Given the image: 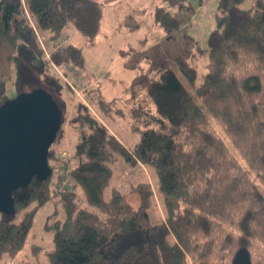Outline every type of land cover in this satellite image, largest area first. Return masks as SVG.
<instances>
[{"label": "trees", "instance_id": "trees-1", "mask_svg": "<svg viewBox=\"0 0 264 264\" xmlns=\"http://www.w3.org/2000/svg\"><path fill=\"white\" fill-rule=\"evenodd\" d=\"M107 1L0 0V58L4 54L14 64L16 95L43 89L62 111L49 149L51 174L34 175L14 188L15 213L0 212V259L22 251L36 213L52 202L45 223L53 232V246L45 248L51 264H232L241 247L249 250L252 264H264V0H219L208 37V68L200 80L184 54L174 55L172 65H159L163 52L157 45L119 49L133 65L147 63L123 89L130 123L140 132L132 146L102 122L104 115L124 112L98 87L88 93L98 100L99 115L79 100L68 120L64 83L41 45L44 38L54 42L67 36L59 50L65 49L61 62L84 66L85 51L70 30L94 42L103 29ZM167 1L169 7H156L154 21L163 36L174 38L189 17L179 12L195 9L186 0ZM119 23L127 30L140 27L132 14ZM8 77H0V106L16 96L8 94ZM212 119L263 186L251 178ZM67 121L77 138L68 170L73 186L60 188L63 172L54 180V168L67 162H59L66 159L54 144L65 137ZM117 158L152 171L164 219L152 217L153 191L147 182L132 186L141 197L138 208L112 184ZM32 248L36 252L41 246Z\"/></svg>", "mask_w": 264, "mask_h": 264}, {"label": "rangeland", "instance_id": "rangeland-1", "mask_svg": "<svg viewBox=\"0 0 264 264\" xmlns=\"http://www.w3.org/2000/svg\"><path fill=\"white\" fill-rule=\"evenodd\" d=\"M186 2L190 3L195 10H183L179 12L181 17H189L174 38L163 36V30L154 21V11L157 6H170L167 0H109L105 2L103 29L94 42L88 39H84L83 41V35L73 28L70 30L74 42H78V45L82 46L86 54L85 65L79 68H75L73 63L61 62L65 49L57 51L55 41L53 42L44 38V48L49 54L48 56L45 53V57L51 59V61L52 59L55 61L52 63L54 68L56 67L55 72L57 70L58 73L56 74L61 76L64 83V97L70 109L68 120L71 119V115L75 111V105L79 100L87 103L94 113L97 116L99 115L95 111L98 110L96 108L98 104L96 102L97 99L91 98L90 93H88L90 88L98 87L100 90H96L104 96L105 100L112 101V105L115 101L119 110L124 112V114L120 115H104V121L102 122L111 132L120 136L128 146H132L140 138V132L133 130L130 123L131 118L128 114L129 98L123 92V89L142 70L141 66H146L147 63L143 60V63L133 65L127 58L121 56L119 49H126L128 47L155 49V45H157L158 49L163 52L162 63L160 62L159 65L163 63L172 65V57L174 55L184 54L196 66L198 80H200L208 68V37L216 25L219 0H186ZM247 3H249V0ZM171 10H176V7H171ZM129 14L134 15L140 22L138 29L127 30L120 27L119 22ZM143 39L147 40L146 45L142 43ZM14 73L15 67L13 62L6 59V56L3 54L0 58V77L11 75V78H7V89L10 97L15 96L17 93ZM76 76L78 78L82 76L81 81H78ZM195 99L206 110L202 101L197 96H195ZM212 121L229 145L232 153L249 171L251 178L263 186L256 177V174L249 169L239 149L231 142L222 127L214 119ZM64 128L65 137L63 140L55 143L54 146L58 150L60 157L62 154L67 155L65 156L66 160L58 159L59 162L61 161L64 164L67 162V165L60 169L54 168V180L59 176L60 172H63L62 178L64 179L68 175L70 166L73 164V151L77 140L76 133L68 121L64 125ZM114 168L115 177L112 184L127 194V200L133 208L139 207L141 197L138 191L132 189V186L145 181L153 191L154 205L151 210L152 217L154 219H164V209L160 195L157 192L152 171L143 163H139L134 167L128 166L121 158H117ZM71 186H73V183H71ZM53 205L52 202H49L38 210L33 226L28 234V240L22 251L14 257L5 256L3 259H0V264H51L48 261L45 248L53 246V232L45 228V223L48 215L54 209ZM37 245H40L41 248L35 252L32 247H36Z\"/></svg>", "mask_w": 264, "mask_h": 264}, {"label": "water", "instance_id": "water-1", "mask_svg": "<svg viewBox=\"0 0 264 264\" xmlns=\"http://www.w3.org/2000/svg\"><path fill=\"white\" fill-rule=\"evenodd\" d=\"M62 111L43 89L16 95L0 106V212L15 213L13 189L34 175L51 174L49 149L61 125ZM232 264H252L241 247Z\"/></svg>", "mask_w": 264, "mask_h": 264}, {"label": "built area", "instance_id": "built-area-1", "mask_svg": "<svg viewBox=\"0 0 264 264\" xmlns=\"http://www.w3.org/2000/svg\"><path fill=\"white\" fill-rule=\"evenodd\" d=\"M67 40V36H62V37H59L56 41H55V43H56V47H57V51H59L60 50V48L61 47H63V46H65V44H66V41ZM41 45L43 46V48H44V41L43 40H41ZM45 49V48H44ZM45 53H47L46 52V49H45ZM47 55L49 56V54L47 53ZM56 68V67H55ZM56 73H58L57 72V70H56ZM62 75H63V73H61ZM77 77V79H78V81H81V79H80V76H79V78H78V76H76ZM74 79V78H73ZM65 156H67V155H65V154H62V157L63 158H65ZM63 180V182H61L60 183V188H63L64 186H71V183H73L72 182V179L69 177V175H66V177H64V179H62ZM63 183V185H61Z\"/></svg>", "mask_w": 264, "mask_h": 264}, {"label": "crops", "instance_id": "crops-1", "mask_svg": "<svg viewBox=\"0 0 264 264\" xmlns=\"http://www.w3.org/2000/svg\"><path fill=\"white\" fill-rule=\"evenodd\" d=\"M83 41H84V39H83ZM76 44L78 45V42H77ZM101 120L104 121L103 119H101ZM117 136H118V135H117ZM118 138L121 139L120 136H118ZM121 140H122V139H121ZM122 141H123V140H122ZM123 142H124V141H123Z\"/></svg>", "mask_w": 264, "mask_h": 264}]
</instances>
